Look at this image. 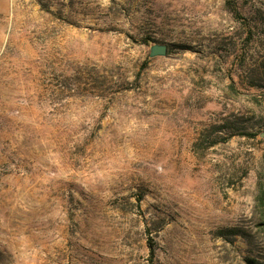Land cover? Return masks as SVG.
<instances>
[{
  "label": "rangeland",
  "instance_id": "1",
  "mask_svg": "<svg viewBox=\"0 0 264 264\" xmlns=\"http://www.w3.org/2000/svg\"><path fill=\"white\" fill-rule=\"evenodd\" d=\"M260 190L264 0H0V264H264Z\"/></svg>",
  "mask_w": 264,
  "mask_h": 264
},
{
  "label": "water",
  "instance_id": "2",
  "mask_svg": "<svg viewBox=\"0 0 264 264\" xmlns=\"http://www.w3.org/2000/svg\"><path fill=\"white\" fill-rule=\"evenodd\" d=\"M167 54V45L161 43H154L149 48V56L153 57L156 55L164 56Z\"/></svg>",
  "mask_w": 264,
  "mask_h": 264
},
{
  "label": "trees",
  "instance_id": "3",
  "mask_svg": "<svg viewBox=\"0 0 264 264\" xmlns=\"http://www.w3.org/2000/svg\"><path fill=\"white\" fill-rule=\"evenodd\" d=\"M234 9V7H232ZM258 203H260L262 215L261 217L264 218V190H260L258 194Z\"/></svg>",
  "mask_w": 264,
  "mask_h": 264
}]
</instances>
